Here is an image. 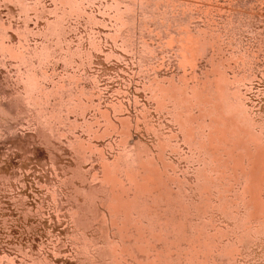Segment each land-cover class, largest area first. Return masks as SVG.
Instances as JSON below:
<instances>
[{
    "label": "rangeland",
    "instance_id": "374dc122",
    "mask_svg": "<svg viewBox=\"0 0 264 264\" xmlns=\"http://www.w3.org/2000/svg\"><path fill=\"white\" fill-rule=\"evenodd\" d=\"M69 1H73V5L68 8V0L67 3L66 0H0V43L12 45L9 46L12 50H9L8 45L4 46V48L7 47V52L4 49L5 53L3 55L0 51V57H2L0 59V99L3 98L4 94V98L6 99L14 90L23 88L20 74H25L27 68L18 59H14L13 53L21 50V46L25 43L34 46V44L51 42V49L53 50L51 55L47 59L37 58L40 61L38 60L39 62L37 61L34 66V70L42 84L41 87L45 86L47 87L46 90H50V88L52 89V85L57 86L65 83V88L67 85V88L70 87L71 89V87L73 88L78 83L77 87L80 93L76 97L78 96V99L80 97V101L82 100L83 102V104L78 106L68 102L59 104L60 111H58L62 114L60 116V123H55L56 129L54 128L52 135L50 134L51 139L49 142L42 137L43 135L39 133L40 130L29 116H26L24 113H14L15 111L9 112L6 105L5 107L3 105L0 107V123L2 124H0L1 264H10L9 262L16 264H109L111 257L109 256L108 258L106 254L101 253L103 251L100 249L102 248L103 250V245L106 242V238L103 237H105L106 231L114 233L111 234V236L115 235L112 236L111 240L116 241L118 236L115 233L114 226L111 227V223L107 222V219L105 220L108 208L105 209V206L101 208L102 205L98 200L99 198L97 199L99 202L93 199L94 203L91 197H88V195H91L88 194L85 187L87 189L95 173L97 176L102 175L101 163H103V160L105 158L113 160L119 152L124 150L121 149L124 148L122 144L126 146L127 141L130 147L137 145L136 147L142 153H149L147 154L149 157L146 165L150 169L153 168L152 170L155 168L156 171L154 174H148L155 181L157 178H166L161 179L163 181L157 183V185L160 184L159 187H161L163 184L162 187L166 190L162 188V191L168 192L170 190L172 194L182 188L185 195L194 197L195 190L193 187H195V184L193 182H197L195 179L196 175L199 177V174L203 172L200 169L202 168L200 166H203V160L205 158L206 160H211L212 158H215L214 160L219 159L226 165L224 168L226 173L220 175L212 170L210 174H212L213 179L226 195L230 210L237 216L243 215L245 211L244 204L238 196V185L232 176V165L229 164L230 168H228V163L226 162V153L229 151H226V149H229V147H225L223 144L217 145L216 154L208 159L210 155L208 157L206 155L207 152L204 151L205 149L199 147L202 144H194L199 148V154L201 152L204 154L198 155L196 147H192V142H188V129H191V126L193 127L195 123L190 121L193 125H188L189 121L187 122V119L198 120L197 122L201 124L203 121L200 120H203L204 117H206L204 121L209 122L211 115L205 112V116L203 117L204 114L202 113L204 111L196 106H192L193 109L190 108L187 112L182 111V113L181 110H177L179 111L178 113H182L180 115L182 118L187 116V119H185L186 123L181 117L179 120L177 111H172V109L176 110L173 108V104L169 103V101L163 105L159 104L157 98L153 95L154 90L153 86L152 88L150 87V82L158 83L159 81V84L161 82L163 86H167L166 84H169L168 86L175 85V82L176 85H181L183 82L181 78L185 82L188 80V83H192L194 79H198L199 77V80L201 78L202 80H213V82L214 78H216L215 83H218L220 81V78L217 77L219 72V76L226 77L228 83H233L238 77H241L239 80L243 79V82L236 81L233 85H236L237 88L240 85L239 91L241 92H238V94L240 93L242 97L240 99L244 103L247 114L251 115L254 119V122L252 121L253 126L258 129V124H261L260 126L264 127V0H209V2L206 1L207 3H204V0H169L172 3L175 1V4L179 6H177L178 8L172 6V8L179 9L180 13L185 14V16L190 11L195 12L192 20L199 22L196 23L198 25L208 20L211 13L206 8H210L209 6L215 8L214 4H224L223 10L230 11L228 14L235 18V20L233 19V25L237 27L235 30L238 33L236 34V38L241 37L242 44L246 43L244 45L249 46V52H252V56L250 57L249 55L251 54H249L246 59L250 57L252 63L249 64L245 60L242 64L239 61L241 60L239 53L235 50L236 45H229L226 42V44L224 43L225 51H220V55L218 54V57H221L223 53L222 62L226 60L223 62L224 66L222 64L218 65L217 61V63L213 61L215 64L212 63L213 65H211L210 53L216 50L213 48L214 46L209 48L210 53L207 55H202L197 50L196 53L195 51H192V53L187 52V64L183 63V65L176 54L179 50L172 49L169 44H165L164 46L161 43L169 41V38L175 33H170L168 35L170 36L169 38L162 34L165 40L160 39V31L153 28L154 24L152 27L145 28V32L143 31L146 34L143 38H146V43H149V45L145 44L146 47L141 48L142 46L138 44L141 50L138 46L132 48L133 45H128L127 40L117 30V19H114V17L117 18V7L116 3L113 2L114 0ZM119 1L121 5H124L126 2H121L129 0ZM135 1L137 3H147L148 1L147 4L156 3V0ZM159 1L157 0V2ZM177 1H182L183 3L177 4ZM62 2L65 3L66 7L65 5L64 7L60 5ZM200 4L207 6L203 7ZM59 5L60 8H58ZM57 8L60 9L61 12L58 10L60 13L56 10ZM64 8L66 11L64 10V13H62V9ZM172 8L170 6L171 11ZM212 13L219 15L222 11L219 13L214 10ZM156 17V20H160V16ZM53 22L57 23V26L59 25V28L57 27L59 32L54 31L47 36L46 28ZM59 22L62 24H59ZM236 22L238 23L236 24ZM240 24L241 26L238 27ZM182 26L185 27V25ZM240 27L243 28L241 29ZM258 30L261 32V36L259 37L255 35ZM192 32L195 33L194 30ZM118 34L122 36L120 39L118 38ZM148 34L150 35L148 36ZM173 37L170 40L177 42ZM259 38L262 40H259ZM260 45L261 47L258 49ZM66 49L69 50V54L71 53L67 60L60 55ZM231 49L234 51H230ZM8 51H12L13 53H9ZM142 52L145 53L144 56ZM140 54L145 60L143 62L145 65L142 64L141 68L139 59L142 56ZM193 54L196 56L198 62L195 61L196 58ZM149 57L150 59H148ZM188 60L192 62L190 63ZM193 60L195 61L194 66L192 65ZM246 64L249 65V68H247L248 65L245 66ZM195 66H198V68ZM194 74L197 75L194 76ZM55 81L60 82L55 84ZM63 94L66 97V92H63ZM50 96L48 99L52 103L54 102L53 99L57 100L60 98L55 97V95ZM83 100H87L89 105H87L86 101L84 103ZM185 113L189 114V118ZM194 115H197V117ZM193 117L195 118L193 119ZM62 120L63 122H61ZM112 122L115 125H119L121 129L115 130ZM204 128V132H207L209 129L208 126ZM201 130H198L200 133L198 131L195 133L197 137L201 135ZM195 134L193 138L196 137ZM199 140L200 143L203 142L201 141V136ZM120 141L122 142L121 148H119ZM212 146L213 148L215 147V145ZM80 147H84L85 149ZM198 158H201L200 164L197 162ZM206 160L205 166L208 169L212 168L213 165H217L216 161V164H214L213 159L210 161L211 164L209 161L206 163ZM150 161L151 163L149 164ZM196 166L198 167L197 169ZM77 171L82 176L79 177ZM148 174L146 175L149 176ZM166 175L168 176L166 177ZM218 178L221 179L218 180ZM122 180L126 184L127 180ZM166 184L169 185L167 188ZM212 191L211 198L216 200L218 189L213 188ZM85 199L86 201L91 199L94 204H99V212L101 213L103 210L105 216L102 215L103 213H97L95 215H102V218L100 216H98L99 218L95 217L93 209L85 206ZM77 205L79 208L81 207V211ZM164 207L165 204L163 202L152 203L153 216L160 224L166 222L168 211L166 212L167 209ZM74 209V213L78 210L79 216L83 217L84 215L88 220L84 219L90 221L86 222V224L83 223L85 221L83 220L80 221L83 223L81 224L77 218L75 219V214L72 213ZM84 209L88 211L86 210V212ZM89 210L93 214L89 213ZM214 210V215L211 214V217H213L209 216L212 221L209 217L205 219V223L208 224L207 227L210 226L213 229V221L220 228L232 226L233 220L228 218L229 216L225 215L224 212L222 213L221 209L215 208ZM91 214L94 216V219L91 217ZM77 221L79 224L76 223ZM91 221L93 222L91 223ZM247 221L250 227L256 228L258 226L257 219L253 220L252 218ZM85 225L86 227H84ZM251 234L252 239L249 242L250 244L244 243L243 245L241 243V248L237 246L238 251H235L236 245L235 247L234 244L231 245L233 247H229L228 245L229 249L225 248L223 251H220L221 254L218 251H213V253H218V256L214 254V257L216 259L219 258L217 260H226L225 264H264V228L258 233L254 230ZM190 240H193V238H190ZM160 242L161 240H157L151 245L153 250L149 252V256H153V264H159L157 262L158 257L154 255L157 254L155 245H159ZM84 245L87 246L84 247ZM178 249L174 247L171 253L177 262L187 264L188 262L186 261L191 250L189 242H185ZM122 264H140V261L124 254Z\"/></svg>",
    "mask_w": 264,
    "mask_h": 264
},
{
    "label": "bare ground",
    "instance_id": "6f19581e",
    "mask_svg": "<svg viewBox=\"0 0 264 264\" xmlns=\"http://www.w3.org/2000/svg\"><path fill=\"white\" fill-rule=\"evenodd\" d=\"M175 1H174V3H172V1L170 2L169 0H167V1L160 0L159 2H157V0H156V3L147 4L148 1H147V3H144V2L143 3H137L135 0L134 1L129 0V1H122L121 3H123V2H126V3L124 5H121L119 0L118 1L114 0L113 2L116 3L115 5L117 7V9H116V17L117 18L114 17L115 20L117 19L116 20V22L118 24L117 30L127 40L128 45L129 44L133 45L132 48H135L136 46H138V44H140V46H142L141 48L146 47L145 44L149 45V43H146V38H143L146 36V34L144 33L145 32L144 29L149 27V26L152 27L153 24H154L153 28L160 31V39H164L162 37V34H163V36H166L169 38L170 36H168V35L170 33L171 34L175 33L176 36L174 34L173 36H175V37H173V36H171V37H173L174 40H176L177 42L174 41L175 42L174 43L173 40H170L171 39V37H170L169 41H167V42L165 41V43L164 42H161V43H163L164 46H165V44H169L172 47V49H178L179 52H177L176 54L178 55L179 60L182 62V64L187 62V57H186L187 52L192 53V51L193 52L195 51V53H196L198 51L202 55L203 54L207 55L210 53L209 48L211 46L212 47L214 46L213 48L216 49L215 51L218 53H216L215 51H212V53H210L211 65H213L212 63H214V62L215 63L218 62L217 63L218 65L219 64L223 65L224 64L223 62L226 61V60H224L222 62L223 53H222L221 57H218V56L220 55L219 54L220 51L223 52L224 46H225L224 43L226 44V42H227V44L229 43V45H231V44L236 45L235 50L239 53V57L241 59L239 61H241L242 64L244 63L245 60H246L245 62H249V64L252 63V61H250V60H252V59H250V57L252 56V52L251 53L249 52V50H250L249 46L244 45L246 43L243 42L244 44H242V39H240L241 37L236 38V34H238V33L235 30L237 29V27L235 25H233V19L235 20V18H233L230 14H228V13H230L229 10H226V11L223 10L222 7H224L223 6L224 4L223 5L214 4L215 8L214 7L211 8V6L208 5L210 8H206V9H208L211 14L209 15L207 21H205L203 24L201 23L200 25H198L196 23H199V22L192 20L195 12H193V11L191 12L189 10L190 12L186 13V16L183 13L181 14L179 9H177L178 8L177 6H179V5H176ZM191 1H193V0H191ZM204 1H203L204 3L209 2V0H204ZM210 1H212V0H210ZM64 2H62L60 4L63 7L65 5ZM139 2H140V0H139ZM180 2H178L177 4L183 3L182 1H180ZM66 3H67V0H66ZM70 3H71V5L69 6ZM211 4L213 5V3H211ZM60 5H59V7L58 6L57 7L60 8ZM72 5H73V1L70 2L68 0V4H67L68 8L72 7ZM202 5H203V7L207 6V5L204 6V4H202ZM170 6H171V8H172V6H175L177 8L173 7L172 11H171ZM65 7H66V5H65ZM58 8L56 10L60 11V9H58ZM75 9H74V11L76 12L77 9L76 10ZM64 10H65V8L62 9V13H64ZM214 10L218 11L219 13H221V11H222V13L219 15H216V13L213 14L212 12ZM185 12H186V10H185ZM236 13H237V11H236ZM156 16H160V18H159L160 20H156V18H157ZM61 19H62V17H61ZM57 20H59V19H57ZM239 20H236V21H239ZM60 23L61 22H59V24ZM237 23L238 22H236V24ZM247 23H248V21H247ZM56 24L57 23L53 22V23H51V25L48 28H46L47 30L45 29L47 36L54 31H58L57 27L59 28V25L57 26ZM182 25H185V27H183ZM239 26H241V24L238 25V27ZM242 26H243V24H242ZM246 28H247V26H246ZM193 30L195 31V33L192 32ZM249 30H250V28H249ZM253 31H252V33H253ZM0 32H1V29H0ZM256 32H257L256 34L254 33L255 35H258V37L261 36L260 35L261 32L259 30ZM120 34H118L119 39L122 37ZM138 34H139V36H138ZM250 34H251V32H250ZM53 35H54V33H53ZM119 35H120V37H119ZM149 35L150 34H148V36ZM255 35H254V37H255ZM47 36H46V38H47ZM251 39H253V38H251ZM256 39L257 38H255V40ZM255 40H252V41H255ZM259 40H262V39L259 38ZM144 41H145V43H144ZM161 41H163V40H161ZM256 41H258V40H256ZM121 42H122V40H121ZM44 43L45 42H43L41 44H36V45L34 44V46L25 43L21 46L22 49L19 51L15 50L16 51L15 53H13L12 51L11 52L8 51L9 53H13L12 56L13 57L15 56L14 59L16 58V60L18 59L20 62L25 64L27 69H26L25 74L22 72H21L22 74H20L21 81H22L21 83H23V88L14 90V92L9 94L8 98L6 97V99L4 98L5 97V94H4L3 98L0 99L1 100L0 107H2V105L5 107V105H6L9 112L15 111L14 113H20V114L24 113V114H26V116H29L31 118V120H33L34 123L36 124L35 126H37V128L40 130L39 133L43 135L42 137H44L47 140V142H49L51 139V135L53 133L54 128L56 129L55 123L56 122L58 123L61 119L60 116L62 114H60L61 112H59L60 111L59 110V108H60L59 104H62V102H68V103H72V104H75L78 106L80 104H83V102H82V100L80 101V97H79V99L77 98L78 96L76 97V95L78 93H80V91L78 90V87H77V85H79L78 83H77V85L73 84L74 86L72 85L73 88L71 87V89H70V87L67 88V85L65 88V85H64L65 83L64 84L61 83L57 86L52 85V89L50 88V90H46L47 87H45V86L41 87L42 84L40 83L39 76L37 75L36 71L34 70V66L38 60L40 61V59L37 60V58L47 59L51 55V53L53 52V50L51 49L52 48L51 42H48L46 44H44ZM127 44H126V46H127ZM5 45H8V44H1L0 43V51H1L2 55L5 53L4 49L6 50V48H7V47L4 48ZM233 45H232V47H233ZM9 46H12V45H8V47ZM140 46H138L139 49H140ZM260 47H261V45L259 46L258 49H260ZM152 48H153V46H152ZM10 49L11 48L9 47V50ZM230 51H234V50L231 49ZM6 52H7V50H6ZM226 52H227V48H226ZM70 54H69L68 49H66L65 51H62L60 53V55H62V58H65L66 60H67V58L69 59ZM144 54L145 53H143V56H144ZM249 54H251V55H249ZM248 55L250 57H248V59H246ZM143 56L139 59L140 68L142 67V64L145 65V63H143L145 61ZM147 56H148V54H147ZM150 56H151V54H150ZM146 57H145V59H146ZM1 58L2 57H0V59ZM195 58H196V56H195ZM148 59H150V57ZM194 60L192 63L193 66H194L195 61H197V58L195 61ZM188 61L190 63L192 62L190 60H188ZM235 62H236V60H235ZM237 64H238V62H237ZM228 65H230V63H228ZM247 65L248 64H246L245 66H247ZM215 66H217V65H215ZM250 66H252V65H250ZM195 67L198 68V66H195ZM218 67H217V69H218ZM247 68H249V65ZM146 69L148 70V68H146ZM141 70H143V69H141ZM144 70H145V67H144ZM193 73H195V72H193ZM195 75H197V74H194V76ZM219 75H220V72H219ZM219 75L217 76L218 78H220V81H218V79H217L218 83H215L216 78H214V77L213 78L215 80L213 82V80H208L205 78H204L205 80H202L201 78L199 80V77L197 76L198 79L197 78L194 79L192 81V83H188V80H187V82H185V80L181 78V80L184 82V84H183V82L181 81L182 82L181 85L180 84L176 85V82H175V85L172 84L171 86H168L169 84L165 83L167 86H163L162 83L160 82V84H159V81H158V83L150 82V85H151L150 87L152 88V86H153L154 94H153V91H152V94L155 95L159 104L163 105V104H166L165 102H168V101H169V103L173 104L174 107L173 106L172 107L176 109V110L172 109L173 112L177 111L178 109L181 110V112L182 111L187 112V110L189 111V109L192 108V106H196V107H198L204 111V113H202V114H204L203 117L205 116V112L208 113L209 115H211V117L209 116L210 118L208 117L210 119L209 122H207L206 120H205L206 121L205 122L204 118L206 119V117H204L203 120H200V121H203L200 124V122H197L198 120L194 121L191 119L190 120L187 119L186 118L187 116H185V118H182L180 115H182L183 112L178 113L179 111H177V113L179 115H177L175 113V115L179 116L178 117L179 120H180V117L182 118V120H184V122H185V119H187V122L189 121L188 125H191V124L193 125V123H190V121L195 123L193 125V127L191 126V129H188V132H187L186 127L184 126L186 129V132L188 133V137H189L188 142L190 141L193 144V146H192V144L190 145V143H189V145L195 148L196 146L194 144H198V145L202 144V146L200 145L199 147L200 148L203 147L205 149L204 151H206L208 153V154L206 153L207 156L210 155V157L208 156L209 157L208 159H210L211 156H214V154H216L215 150L218 148L217 145L220 146L221 144H223V146L229 147V149H226L224 147L226 149V151L229 150L226 153V155H227L226 162L228 163V168H230L229 164L232 165L231 166L232 176H233L234 180L236 181V184L238 185V196L244 204V209H245L244 214L237 216L230 210L229 202L226 198V195L219 188V185L213 179L212 174H210V172L212 170L216 171L220 175L226 173V171L224 170L226 165L222 161H220L219 159L214 160L215 158H212L214 161V164H216L215 163V161H216L217 165L212 164L214 166V168L212 166V168L210 167L208 169L205 166L206 158H205V160H203L204 158L202 157L203 158L202 159L203 160V162H202L203 166H200V167H202L200 169H202L203 172L201 174H199L200 175L199 177L196 175L197 178L195 177V179L197 182H195V183L193 182V184H195L194 185L195 187H193L195 190V196L194 197L185 195L182 188H180L177 192H173V194H172V192L169 190L170 188L167 189L170 192L169 191L164 192V191H162L163 189H165L162 187L163 184L161 187H159L160 184L157 185V183H161L163 181L161 179H163L164 177L161 179L157 178L155 181L151 177V175L148 174V173L154 174L156 171L155 168H154V170H152L153 168L150 169L146 165V161L149 157V155H147V154H149V153H147V154L142 153L140 151V149H138L136 147L137 145L130 147L128 141L125 144L126 146H124V144H122L124 148H121L122 142L120 141V144H119L120 147L119 148H121L122 150L124 149V150L119 152L113 158V160H110V159L108 160L107 158H105L103 160V163H101V165H102V173L101 174L102 175L97 176V174L95 173L92 176V181L87 186V189L85 187V190L88 192V194L91 195V196L88 195V197H91L92 200L93 199L97 200L99 198L98 200L100 201V204L102 205L101 208L102 207L104 208V206H105V209L108 208V211L106 210L108 213H106L105 220L107 219V222L111 223V227L114 226L115 229L114 228L113 229L115 230V233L118 236V239L116 241L111 240L112 236H115V235L111 236V234L113 232L109 233L108 231H106L105 237H103V238H106V242L104 241L105 244L103 245L104 246L103 250H102V248H100L101 251H103V252H101V251L100 252L106 254L108 256V258H109V256L111 257L109 264H122V259L124 258V254L129 255L130 257H132L134 259L139 260L140 264H153L154 259H153V256H149V252H151L153 250L151 245L153 243H155L157 240H161V242L159 245H155V248L157 250V254L154 256L158 257L157 262L159 264H182L181 262H177L176 258H174L173 254L171 252H172L174 247L178 249L183 244H185V242H187V243L189 242V248L191 249L190 253L188 255V259L186 261L189 264H225L226 260L225 261L217 260L219 258L216 259L214 257V254H217L216 256H218V253H213V251H216V252L218 251L219 254H221L220 251H223L225 248H228L227 247L228 245H229V247H233V246H231L232 244H234V247L236 245V247H235L236 248L235 251H236L238 249L237 246H240L241 243L244 245V243L248 244L251 241V239H252L251 232L252 231L255 230L258 233V232L263 230V228H264V192H263V190H264V127L260 126L261 124L260 125L258 124V129L253 126L252 121L254 122V119L251 117V115L247 114V110L245 109L244 103L241 100L242 97H241L240 93L238 94V92H241V91H239L240 85L238 86V88L236 87V85H233V83H235L236 81L237 82L238 81L243 82V79L239 80L241 77L240 78L238 77V79L235 77L237 80L235 82L232 81L233 83H231L230 82L231 78L229 77L230 83H228V80L226 79V77L223 78ZM224 76H226V75H224ZM18 78H20V77H18ZM58 78L60 79V77H58ZM62 79H63V77H62ZM55 82L54 83L57 84V82H60V81H55ZM239 84H241V83H239ZM18 86H19V84H18ZM79 89H81V88H79ZM63 92H66V94H65L66 97L64 96ZM50 95H55V97L57 96V98H59V97L60 98L59 99L56 98L57 100L53 99L54 102L52 103V102H50V100L48 98L54 97V96H50ZM240 97H241V99H240ZM83 101H84V103H85V101L87 102V100H83ZM57 103H58V105H57ZM90 104H91V102H90ZM87 105H89V103ZM4 107H3V109H4ZM5 110H6V108H5ZM105 111H107V110H105ZM203 111H201V112H203ZM190 112H191V110H190ZM6 114H7V112H6ZM186 114L188 115V118H189V114L185 113V115ZM195 114H197V113H195ZM2 115H3V113H2ZM194 116L197 117V115H194ZM194 118L195 117H193V119ZM61 122H63V120ZM90 125H93V124H90ZM184 125H186V124H184ZM263 125H264V123H263ZM112 126L115 130L121 129V127L119 125H117V124L115 125L113 122H112ZM206 126H208L209 129L207 132H204V130H205L204 127H206ZM92 129H93V127H92ZM185 129H184V131H185ZM199 129H202L201 135H199L197 137L195 133ZM57 131H58V129H57ZM118 132L120 133V131H118ZM194 134L198 138V140L195 136L194 137L196 139L193 138ZM200 136L202 139L201 141H203L201 143L199 142ZM76 145H78V144H76ZM212 145H215V147L213 148ZM139 146H141V145H139ZM76 147H78V146H76ZM80 148L85 149L84 147H80ZM78 149H79V147H78ZM125 149H127V150L125 151ZM195 149L198 152L199 148L196 147ZM225 149H223V150H225ZM80 150H82V149H80ZM80 152H82V151H80ZM199 152L197 153L198 155L203 154L202 152L199 154ZM150 157H152V156H150ZM196 159H197V157H196ZM212 159L206 160V163H208V161L210 163V161H212ZM198 160H197V162L199 163L201 158L200 159L198 158ZM150 163H151V161L149 162V164ZM206 165L208 166V164H206ZM197 168L198 167L196 166V169ZM196 169H195V172H196ZM77 170H79V169L77 168ZM200 172H198V173H200ZM77 173L79 174L80 172L77 171ZM143 174H145V175H143ZM146 174H148L149 176H147ZM80 176H82V175L79 174V177ZM167 176L168 175H166V177ZM84 179H85V177H84ZM122 179L127 180L126 184ZM164 179H166V178H164ZM197 179H199V180H197ZM220 179L221 178H218V180H220ZM167 184H168V182H167ZM167 184H166V188L169 186ZM213 188L218 189V196H217L216 200L211 198V195L213 193V191H212ZM85 190H83V191H85ZM196 191L198 194L196 193ZM77 192H78V190H77ZM87 192H85V193H87ZM74 199H76V198H74ZM91 199H89V201H86V199H85V206L92 208L93 210L92 209L91 210L93 211L94 215L97 213H100L99 212L100 211V208H99L100 205L94 204L95 201L93 200V202H94L93 203L91 201ZM98 200H97V202H99ZM160 202L161 203L163 202L165 204L164 208L167 209L166 212L168 211V213L166 215V222H164L163 224H160L154 218L153 209H152V203H160ZM75 203H76V201H75ZM82 203H81V205H82ZM214 207L217 209H221L222 213L224 212L225 215L229 216L228 218H231L233 220V222L231 223L232 226H227V227L225 226L223 228H220V226L219 227L216 226L214 221H213L212 226H214V228L211 229L210 226L207 227L208 224L205 223V219L209 216L211 217V214L214 215V212H215ZM78 208H79V206H78ZM75 209H77V208L75 207ZM75 209H74V211H72V213L76 215V216L74 215L75 219L77 218L79 222L85 220L84 218H86V217L83 214H81V215H83V217L79 216L78 210H76V213H74ZM79 209L81 211V207ZM72 210H73V208H72ZM92 211L89 210V213H92ZM101 213H103V210ZM92 214H91V217L93 218L94 216ZM102 215L105 216L104 213ZM98 216H100V215H97V216L95 215V217L99 218ZM101 216H100V218H102ZM211 218H210V220H211ZM252 218H253V220L257 219V221H258V226L256 228L250 227L248 225L247 220H251ZM86 220H88V219L86 218ZM86 220L83 221V223L90 221V220L89 221H86ZM96 220H98V219H96ZM213 220H215V219H213ZM78 221L76 222L77 224H79ZM101 221H103V220L101 219ZM92 222L93 221H91V223ZM80 223L83 224L82 222H80ZM106 223H105V226H106ZM84 227H86V225ZM190 238L191 239L193 238V240H190ZM76 239H78V238H76ZM114 239H116V238H114ZM85 244H86V242H85ZM86 246L84 245V247H86ZM98 248H99V246H98ZM240 248H241V246H240ZM221 257H223V256H221ZM221 257H220V259H221ZM233 258H235V257H233ZM231 262H233V261H231ZM1 263H2V261L0 262V264ZM9 263L10 264H16L14 262H12V263L9 262ZM22 264H27V263H22ZM226 264H228V263H226Z\"/></svg>",
    "mask_w": 264,
    "mask_h": 264
}]
</instances>
